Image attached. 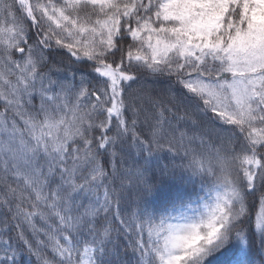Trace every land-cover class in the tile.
<instances>
[{
    "label": "snow or ice",
    "instance_id": "snow-or-ice-1",
    "mask_svg": "<svg viewBox=\"0 0 264 264\" xmlns=\"http://www.w3.org/2000/svg\"><path fill=\"white\" fill-rule=\"evenodd\" d=\"M0 264H264V0H0Z\"/></svg>",
    "mask_w": 264,
    "mask_h": 264
}]
</instances>
